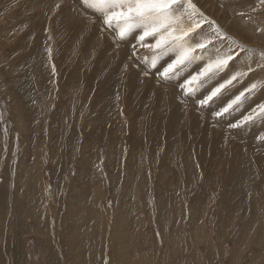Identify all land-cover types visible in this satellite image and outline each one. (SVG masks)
Masks as SVG:
<instances>
[{"label": "rangeland", "instance_id": "1", "mask_svg": "<svg viewBox=\"0 0 264 264\" xmlns=\"http://www.w3.org/2000/svg\"><path fill=\"white\" fill-rule=\"evenodd\" d=\"M52 1L0 0V228L5 230L17 221L16 226L25 232L8 235L7 244H0L1 252L5 255L9 248L22 245L26 260L21 264H45L51 250L46 240L58 247L66 244L62 241L72 236L81 211L93 210L89 205L94 195L100 199V210L109 215L126 205L132 210L134 185L141 180L143 218L115 222L116 244L110 237L111 224L103 223L104 245L113 244L108 253L124 258L122 264L139 259L146 264H219L216 255L224 258V264H247L248 260L263 264L262 260L252 262L262 247L248 248L247 238L252 235L251 241H264V142L258 140L264 135V122L229 130L227 123L239 118L237 112L213 126L211 110L198 112L192 100L180 103L178 88L162 79L158 83L155 74L144 75L143 62L129 59L131 44L117 47L107 34L101 39L98 26L82 23L73 12L74 0H64L62 10L52 16L50 7L56 0ZM199 3L250 45L264 47L252 36L251 25L233 17L234 9H247L248 3ZM36 5L41 7L38 18L31 9ZM261 22L264 16L256 18V23ZM46 47L52 50L50 60ZM139 55L151 57L144 49ZM257 79L264 81V76ZM248 84L245 80L237 89ZM261 102L264 88L243 111ZM37 153L41 173L34 177L32 160ZM161 194L167 200L162 208ZM201 198L208 211L199 218L193 208ZM175 204L182 211L178 220ZM61 207L74 214L64 218ZM133 221L139 223L144 239L131 245L137 238ZM253 223L255 230L259 225L262 229L254 234L243 231ZM163 227L170 237L162 239ZM196 230L200 239L192 232ZM101 236V231L96 232L102 241ZM4 264L12 263L7 259Z\"/></svg>", "mask_w": 264, "mask_h": 264}, {"label": "snow or ice", "instance_id": "2", "mask_svg": "<svg viewBox=\"0 0 264 264\" xmlns=\"http://www.w3.org/2000/svg\"><path fill=\"white\" fill-rule=\"evenodd\" d=\"M247 9H234L252 36L264 42V0H241ZM64 0H56L52 16L62 10ZM73 12L86 25L98 26L100 38L107 34L112 42L131 44V57L143 62L144 75L155 74L178 88V101L192 100L197 111L211 110L213 126L229 120V130L264 122V102L243 111L245 104L264 88V47H255L221 20L210 15L199 0H74ZM51 19V16L49 17ZM48 34V29H45ZM51 39V36H49ZM144 49L148 56H140ZM49 60L52 50L46 47ZM128 65H124L126 71ZM56 75L55 67L52 68ZM249 84L242 90L237 85ZM237 89V91H233ZM264 142V135L258 137ZM110 264V261L108 262Z\"/></svg>", "mask_w": 264, "mask_h": 264}, {"label": "bare ground", "instance_id": "3", "mask_svg": "<svg viewBox=\"0 0 264 264\" xmlns=\"http://www.w3.org/2000/svg\"><path fill=\"white\" fill-rule=\"evenodd\" d=\"M52 1V0H51ZM48 2H50V1H48ZM52 2H54V1H52ZM74 2V1H73ZM30 3H32V2H30ZM45 3V2H44ZM50 4H52V3H50ZM46 7H48V6H46ZM50 7V6H49ZM50 8H52V7H50ZM34 12H36V14H35V17L36 18H38L40 15H42L41 13H40V10H41V7L40 6H38V5H36L35 7H33V8H31ZM46 13V12H45ZM47 13H49V12H47ZM66 14V13H65ZM76 18H79V17H77L76 16ZM63 22H64V20L62 21V24H63ZM84 29V28H83ZM77 29L75 28V27H73L72 28V32H75ZM79 35V34H78ZM47 41V40H46ZM49 41V40H48ZM129 47V46H128ZM127 47V48H128ZM126 48V47H125ZM131 52V51H130ZM16 81V80H15ZM17 83V82H16ZM37 86V85H36ZM44 88V87H43ZM52 88V87H51ZM35 89H37V88H35ZM41 89V88H40ZM42 90V89H41ZM43 91H45V90H43ZM44 95V94H43ZM49 97V96H48ZM204 128V127H203ZM204 130V129H203ZM202 131V130H201ZM201 143V142H200ZM201 146V145H200ZM215 149V148H214ZM216 151V150H215ZM35 152V151H34ZM213 152V151H212ZM36 153V152H35ZM49 153V152H48ZM47 153V154H48ZM46 154V153H45ZM211 154H213V153H211ZM33 155H34V153H33ZM48 156V155H47ZM39 158V154L37 153V154H35V157L33 158V160H32V163H33V168L34 169H32V174H33V176L34 177H39V175H40V170H41V167H40V165H39V163H41V161L39 162V160H38V158ZM32 159V158H31ZM40 159V158H39ZM38 160V161H37ZM80 163V162H79ZM81 164V163H80ZM39 165V166H38ZM79 165V164H78ZM89 167V166H88ZM82 168V167H81ZM100 170V169H99ZM98 171V170H97ZM118 173H119V171H118ZM139 173V172H138ZM96 174V173H95ZM192 174H193V172H192ZM139 175V174H138ZM141 176V175H140ZM144 176V175H143ZM196 176V175H195ZM201 176V175H200ZM96 177H97V174H96ZM96 177H94V179L96 178ZM116 177L117 176H114V179H116ZM118 177H120V176H118ZM192 177V176H191ZM29 178L30 179H32V177H30V175H29ZM98 178V177H97ZM112 178V177H111ZM200 178V177H199ZM234 178L236 179V177L234 176ZM192 179H194V178H192ZM139 180V179H138ZM99 181V180H98ZM141 180H139L138 181V183L140 184V185H134V191H135V196L133 197V201H134V208H132V210H131V208H129V207H127V205L126 206H124L123 208H122V210L121 211H118V210H115L113 213H112V215H109L108 213H104V212H102V209L100 210V208H99V200L100 199H98L99 197L98 196H95L94 195V198H93V200L90 202V205H89V207H92L93 208V210L91 211V212H87V211H85V210H83V211H81L82 213H80L81 215H80V217H79V219L77 218V216H76V218L78 219V224H75L74 226H73V229H75V230H73L72 229V236L68 239V240H64V241H62V242H66V244L64 243V245H62V246H60V247H58L57 245H55V244H57V243H55V244H52V242L50 241V242H47V240H46V246H50L51 247V250L49 249V252H48V255H47V257H46V263H45V261H44V263L45 264H50V263H54V262H62V264H101V262H102V264H108V262L110 261V264H122L123 262H124V258H123V260L121 259V257H119V256H117L116 254H110V253H108V251L109 250H111L112 248H113V244H111L110 246H108L107 244H105L104 245V240H105V238H106V235H107V233L105 234L104 233V227H103V223L104 222H106V221H108V223L109 224H111V227H109V225H108V227H109V229H110V237L114 240L113 242L116 244V243H118V241H119V236H118V234H117V232H116V229L114 228V223L115 222H123V221H125L126 219H127V221H128V219L131 217V216H135V217H138V218H143L142 217V210H141V202H140V197H139V195L142 193V189H141V187H142V181L140 182ZM114 183H117V181L115 180V182ZM96 185H98V184H96ZM22 186H23V183H22ZM166 186V185H165ZM39 188H40V194L43 196V202L44 201H46V197H45V188H44V185H43V182L40 180V182H39ZM71 188V187H70ZM74 188V187H73ZM93 188V187H92ZM96 188V187H95ZM94 188V189H95ZM98 188V187H97ZM143 188H144V186H143ZM42 189H43V191H44V193L42 192ZM170 189V188H169ZM131 190V188H128V191H127V193L125 194V195H129V191ZM100 191H102V189H100ZM99 190H98V192H100ZM201 191V190H200ZM216 191V190H215ZM74 192V191H73ZM96 192H97V190H96ZM95 192V193H96ZM202 192V191H201ZM204 192V191H203ZM79 193V192H78ZM77 191H76V196H77ZM94 193V192H93ZM94 193V194H95ZM65 195V194H64ZM57 197V196H56ZM102 197V196H101ZM163 197H164V195H163ZM162 197V194H161V198H163ZM202 197V196H201ZM98 199V200H97ZM17 200H19V199H17ZM169 200V199H168ZM49 201V200H48ZM165 201H167L165 198H163V201L161 202V208H162V206H163V204L165 203ZM74 202V201H73ZM47 204V203H46ZM45 204V205H46ZM176 204H177V202H176ZM175 204V205H176ZM252 204V206H253V208L255 207V204H254V202H252L251 203ZM56 205V204H55ZM165 205V204H164ZM203 205V206H202ZM249 205H250V201H249ZM27 206V205H26ZM25 206V207H26ZM36 206V205H35ZM34 206V207H35ZM71 206H72V204H71ZM74 206V205H73ZM107 206V205H106ZM179 205H176V208L174 209V212H175V219L176 220H178L179 218L178 217H180V214H179V212L181 213L182 211L180 210L179 211V209H180V207H178ZM81 207V206H80ZM206 207H207V203L204 201V200H202V198L201 199H199L197 202H195L194 203V208L193 209H195V213H196V215L197 216H199V218H201V217H203L204 216V212H206V211H208V210H206L205 211V209H206ZM209 207V206H208ZM28 209H31L32 211H34V208H30V207H27ZM42 208H44V207H42ZM62 208V207H61ZM75 208V207H74ZM73 208V209H74ZM77 208V207H76ZM83 208V207H82ZM26 209V208H25ZM37 209V208H36ZM40 209H41V205H40ZM45 209H46V207H45ZM163 210V209H162ZM26 211H28V210H26ZM37 211H39V210H37ZM44 211V210H43ZM61 211V210H60ZM75 211V210H74ZM76 211H78L77 209H76ZM106 211V210H105ZM112 211V210H111ZM194 211V210H193ZM248 211H249V209H248ZM30 212L31 211H29V214H30ZM35 212V211H34ZM45 212H47V211H45ZM45 212H44V214H45ZM168 212V211H167ZM33 213V212H32ZM37 213V212H36ZM62 213L65 215V217L64 218H66V216H70V215H72V211L70 210V208L68 209V208H62ZM21 214H24V216H25V213H21ZM42 214H43V212H42ZM41 214V215H42ZM74 214V213H73ZM76 214V213H75ZM109 215L108 217L106 216V215ZM32 215V214H31ZM46 215H47V213H46ZM190 215H191V213H190ZM20 217H21V215H19ZM27 216V215H26ZM34 216V214L32 215V217ZM37 215H35V217H36ZM43 216V215H42ZM79 216V215H78ZM183 216V215H182ZM34 217V218H35ZM38 217V216H37ZM189 217V216H188ZM15 218H17V217H15ZM28 217H26V219H27ZM47 218V217H46ZM68 219H71L70 217H67ZM21 219H23V218H21ZM24 219H25V217H24ZM56 219V218H55ZM58 219V218H57ZM174 219V218H173ZM196 219H198V217L196 218ZM31 220H33V219H31ZM35 220V219H34ZM37 220H38V218H37ZM40 220V219H39ZM38 220V221H39ZM48 220V219H47ZM60 220H62V219H60ZM72 220V219H71ZM97 220H98V222H97ZM253 220V219H252ZM13 221H14V219H13ZM45 221V218H44V220L43 221H41V222H44ZM64 221H65V219H64ZM63 221V222H64ZM77 221V220H76ZM251 221V220H250ZM57 222V221H56ZM70 222V221H69ZM190 222V221H189ZM196 222V221H195ZM257 222V221H256ZM15 223V222H14ZM18 222L16 221V225L18 226V224H17ZM35 223H38V222H36V220H35V222H34V224ZM88 224V226L86 225V227H83V225L84 224ZM193 223V222H192ZM250 223V222H249ZM258 223V222H257ZM42 224V223H41ZM204 224V223H203ZM254 224V223H253ZM16 225H14V226H8L7 227V229H1L0 228V244H7V239H6V237L8 236V235H12V236H14V235H25L24 233V231L21 229L22 227L20 226V228H18ZM61 225V224H60ZM59 225V226H60ZM131 225H132V227H134L135 229H136V231H135V233H136V236H137V238L135 239V237L133 238V240L131 241V245H134V244H140L141 242H142V239H144V236L141 234V232H140V229H139V223L138 222H136V221H133V222H131ZM165 225V224H164ZM202 225V224H201ZM263 225V224H262ZM37 226V225H36ZM62 226V225H61ZM64 226H65V224H64ZM64 226H63V228H64ZM71 226V225H70ZM167 226V225H166ZM255 226V225H254ZM14 227V228H13ZM39 227V226H38ZM160 227H161V225H160ZM259 227V226H258ZM46 228H50V227H46ZM56 228V227H55ZM261 228V227H260ZM260 228H259V230H260ZM37 229H40V228H37ZM51 229V228H50ZM49 229V230H50ZM67 228H65V230H66ZM84 229V230H83ZM195 229H196V227H195ZM257 229V228H256ZM262 229V228H261ZM8 230V231H7ZM49 230H47L46 232H48ZM161 230V237H162V239H164V237H166L167 238V236L168 237H170V234H168L167 235V233H166V228H161L160 229ZM258 230V229H257ZM257 230H255V231H257ZM58 231H59V229H58ZM83 231V232H82ZM99 231H101V233H102V236L101 237H103V240L101 241L100 239H97L96 237H95V235H96V232H99ZM199 231V230H198ZM198 231L196 230V231H192L193 233H194V235H195V238H197V239H200V237L198 236ZM254 231V232H255ZM42 232H44V231H42ZM42 232H41V230H39V233H41L42 234ZM57 232V231H56ZM67 232V231H66ZM82 232V233H81ZM84 232H86L85 234H84ZM169 232V231H168ZM260 232V231H259ZM264 232V231H263ZM64 233V232H63ZM62 233V234H63ZM81 233V234H80ZM172 233H174V232H172ZM257 233V232H256ZM49 234V233H48ZM55 235L57 234L58 235V233H54ZM61 234V236H63L64 238L65 237H67V236H65L64 234L62 235ZM69 234V233H68ZM108 234H109V232H108ZM252 234H254V233H252ZM259 234V233H258ZM257 234V235H258ZM43 235V234H42ZM50 235V234H49ZM56 235V236H57ZM70 235V234H69ZM174 235V234H173ZM61 236L59 235V237L61 238ZM252 236V235H251ZM1 237H3V238H1ZM52 237V236H51ZM63 238V239H64ZM253 238H256V237H254V235H253ZM258 238H260V236H258ZM56 239V238H55ZM57 240V239H56ZM55 240V241H56ZM60 240V239H59ZM256 240H259V239H256ZM58 241V240H57ZM59 242V241H58ZM251 242H253V239H252V241H250V243ZM255 242V241H254ZM102 243H103V246H102ZM212 243V242H211ZM264 243V242H263ZM60 244V243H59ZM254 244V243H253ZM238 245V244H237ZM250 245V244H249ZM253 246V245H252ZM254 246H255V244H254ZM260 246H262L263 247V245H260ZM108 247H109V250H108ZM256 247H258V246H256ZM248 248H249V246H248ZM247 248V249H248ZM3 249V248H2ZM2 249H0V264H4V260H7V259H10L11 260V263L12 264H21L24 260H26V256H25V253H24V250H23V247H22V245H17V246H14V247H11V248H9V250L7 251V254H3V253H5V252H1L2 251ZM5 249V248H4ZM257 249V248H256ZM260 253V252H259ZM260 255V254H259ZM253 256V255H252ZM259 258V257H258ZM257 258V259H258ZM261 258V257H260ZM240 259V258H239ZM249 261V260H248ZM254 261V260H253ZM252 261V262H253ZM263 261V260H262ZM107 262V263H106ZM135 263H137V264H146V262L143 260V259H139V260H137ZM134 263V264H135ZM234 263V262H233ZM230 264V263H229Z\"/></svg>", "mask_w": 264, "mask_h": 264}, {"label": "crops", "instance_id": "4", "mask_svg": "<svg viewBox=\"0 0 264 264\" xmlns=\"http://www.w3.org/2000/svg\"><path fill=\"white\" fill-rule=\"evenodd\" d=\"M259 215V214H258ZM260 218V217H259ZM261 220V219H260ZM263 221H264V219H262ZM263 223V227H264V222H262ZM255 225V224H254ZM255 227H256V225L255 226H253L250 230L249 229H246V230H243L244 232H252V233H255L256 231H255ZM261 226L259 225V227H257V229H259ZM255 231V232H254ZM249 235V234H248ZM250 236L251 235H249V237L247 238L249 241H248V243H247V246H251V247H255V248H257L256 246H260V245H263V247H262V252L259 250L257 253H256V255L258 256V257H261V258H259V259H255L254 261H253V263L255 262V261H257V260H263L264 261V241H255V242H251L250 243ZM221 237V236H220ZM223 237V236H222ZM217 240H219L220 241V239H219V237L217 238ZM210 241V240H209ZM257 242H258V244H257ZM220 244V242H216V244H217V247L219 246V244ZM253 243H255V246H254V244ZM210 245H211V241H210V243H209ZM250 244V245H249ZM253 245V246H252ZM247 246H245V247H247ZM211 249H212V245H211ZM213 250V249H212ZM214 252H215V254L217 253L215 250H214ZM219 252H220V250L218 249V254H219ZM260 252V253H259ZM260 254V255H259ZM217 256V260H219V264H224L225 263V261H224V258H222V257H220V256H218V255H216ZM216 260V261H217ZM213 262V261H212ZM229 262V261H228ZM227 262V263H228ZM247 264H249V262L247 261ZM263 264H264V262H263Z\"/></svg>", "mask_w": 264, "mask_h": 264}]
</instances>
